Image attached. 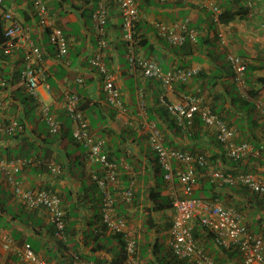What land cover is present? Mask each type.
<instances>
[{"label":"crops","instance_id":"obj_1","mask_svg":"<svg viewBox=\"0 0 264 264\" xmlns=\"http://www.w3.org/2000/svg\"><path fill=\"white\" fill-rule=\"evenodd\" d=\"M99 1L45 0L55 16V25L68 37L65 56L57 54L48 29L39 26L33 0L3 2V8L10 10L28 30L46 68V78L40 87L41 102H38L26 91L21 94L20 90L14 91L18 85L12 82L13 75H19L25 66L23 48L0 58L8 85L6 88L0 83V99L5 103V108L0 110V123L8 125L14 118L23 121L25 134L35 141L45 160L43 164L37 161L23 166L14 177L23 189L48 187L59 193L71 239L59 241L48 213L26 207L7 185L5 173L0 172V264H23L19 248L25 241L49 264H68L74 254L88 261L102 257L103 264H120L116 261L122 249L120 237L107 229H98L102 200L92 174L101 170V164L89 161L85 146L72 138L73 121L64 109L67 93L72 92L80 94L94 135L103 140L104 150L118 164V178L110 187L117 195V212L128 220L136 234L142 262L197 264L176 258L170 248L175 211L173 207L159 206L181 192L182 184L178 178L174 184L165 180L164 170L149 145L151 128L161 132L168 147L206 153L209 165L206 170H198L193 194L238 208L250 231L264 237V196H258L244 185L224 184L213 177L216 170H230L235 163L216 139L215 130L202 124L194 132L190 127L193 124L184 127L172 123L173 116L159 103L162 93L159 81L140 75L132 67L127 58L123 15L117 0L106 2L108 16L102 36L106 46L102 61L121 90L124 108L108 103L104 77L91 62L100 49L92 16ZM137 4L140 12L135 33L138 55L155 61L164 71L179 67L197 69L189 81L174 85L168 93L169 99L177 101L183 92L201 90L207 103L221 110V115L235 129L237 142H250L256 150L263 149L261 154H251L239 168L250 170L264 180V83L255 80L257 76H264V0H137ZM213 4L221 6L223 11L230 7L241 12L227 22L222 21L219 27L212 20ZM185 22L189 29L196 30V41L188 38L183 45L175 46L158 32V23ZM218 29L225 32L228 45L218 39ZM3 39L0 30V40ZM228 51L247 59L248 81L234 79L226 58ZM42 105L48 106L49 113L60 123L56 135L48 133ZM19 142L14 136L0 133V157L15 153ZM173 163L175 167L180 165L176 160ZM128 190L133 192L130 198L124 196ZM191 224L197 244L205 254L220 264L242 263L239 249L215 244L212 234L198 219ZM4 234L13 238L11 249L4 248ZM122 264L131 263L125 260Z\"/></svg>","mask_w":264,"mask_h":264},{"label":"built area","instance_id":"obj_2","mask_svg":"<svg viewBox=\"0 0 264 264\" xmlns=\"http://www.w3.org/2000/svg\"><path fill=\"white\" fill-rule=\"evenodd\" d=\"M106 1L100 0L93 12L96 28L99 34L104 32L107 22ZM165 2L169 0H159ZM180 1V0H173ZM123 15L124 38L129 49L128 59L132 67L142 76L153 78L160 82L163 90L159 97V103L164 106L181 126H189L199 115L205 125L216 128V136L227 151V155L233 160L246 159L254 153V148L247 142H236L235 130L218 114L214 113L204 98L191 92H183L177 101H172L168 93L174 89L175 83L187 82L197 69L194 67H181L164 71L155 61L140 57L134 51L135 26L140 19L137 0H117ZM38 12V24L42 28L50 30V41L55 46L59 56L68 53L69 42L64 30L55 25V16L51 13L44 0H34ZM213 9L212 20L219 27L222 25L221 15L223 9L217 4L211 5ZM0 19L4 21L5 41L0 44V49L5 54H13L17 49L23 48L25 66L21 70L20 80L26 91L38 102H41L40 87L46 78V68L40 49L35 45L28 35V30L14 16V14L3 8V0H0ZM158 32L165 37L169 43L175 46L183 45L188 38L193 41L197 39L196 30L189 29L187 23H158ZM217 36L220 42L228 45V39L222 29H218ZM100 49L91 59L93 65L102 73L105 85L104 90L109 104L123 109L121 90L115 85L113 76L103 63V48L106 41L101 38ZM235 73L237 82H245V74L248 61L232 51L226 56ZM78 81H83L78 78ZM0 83L5 85L0 68ZM80 96L78 93H67L64 103L65 111L73 120V138L80 141L86 148V157L89 161L101 164V174L96 172L93 178L101 187L102 196V219L112 233L122 234L125 241V253L127 262L131 264H146L139 257V243L134 230L128 225V220L118 214L116 210L117 195L113 193L108 182L117 180L119 174L118 164L111 160L103 148V140L94 137L89 128L88 121L79 110ZM5 108V103L0 99V110ZM42 112L47 121L49 131L57 133L60 123L49 113V107L42 105ZM17 119L10 124L0 123V131L13 133L17 128L22 129ZM149 144L156 152L159 163L164 170V178L174 184L176 178L182 184L181 192L173 197L172 206L175 214L170 228V248L173 255L178 259L195 261L197 264H220L205 254L198 246L191 222L199 219L201 225L209 230L215 244L231 249L238 247L243 254L241 264H264V238L252 233L245 223L241 211L232 206H226L220 201L209 198L197 197L193 194L197 183L199 166L207 163L203 154L184 152L176 148H168L164 145L161 132L155 128L149 131ZM258 153V151H257ZM259 154V153H258ZM173 160H177L181 167L175 168ZM24 162L21 160H8L0 158V172L5 173L7 184L13 193L30 209H44L53 224L57 237H62L65 227L64 211L61 207V199L56 193L43 188L23 189L15 179L17 172ZM213 177L224 184H241L250 188L253 192L264 195V180L253 173L246 172H214ZM132 190L124 193L130 198ZM4 248L11 249L14 241L12 236H2ZM19 255L24 264H49L48 261L38 255L30 242H25L19 248ZM78 264H96L84 261Z\"/></svg>","mask_w":264,"mask_h":264},{"label":"trees","instance_id":"obj_3","mask_svg":"<svg viewBox=\"0 0 264 264\" xmlns=\"http://www.w3.org/2000/svg\"><path fill=\"white\" fill-rule=\"evenodd\" d=\"M34 1V0H33ZM45 1V0H44ZM108 1V0H107ZM106 1V2H107ZM4 2V1H3ZM47 4V3H46ZM99 4V3H98ZM49 8V7H48ZM120 8V7H119ZM49 10H50V8H49ZM51 11V10H50ZM121 11V10H120ZM94 12V11H93ZM241 12V10H239V9H233V8H230V7H226V8H224V11H223V13H222V15H221V19H222V21L223 22H227V21H229V20H231L232 18H234L235 17V15H237V14H239ZM92 16H93V13H92ZM108 16V15H107ZM107 23V22H106ZM106 25V24H105ZM136 27H137V25L135 26V33H136ZM104 29H105V26H104ZM0 30L3 32V34L5 35V32H4V21L2 20V19H0ZM48 31H49V35H50V30L48 29ZM126 32V31H125ZM125 35V34H124ZM103 36V33L102 34H99V37H100V39L101 38H103L102 37ZM99 39V40H100ZM104 39V38H103ZM126 40V39H125ZM5 41V36H4V39L3 40H0V44H2L3 42ZM126 44H128L127 43V41H126ZM127 48H128V46H127ZM230 50V49H229ZM134 51L136 52V54L138 55V53H137V51H136V39H135V43H134ZM128 52H129V49H128V51H127V58H128ZM228 52H230V51H228ZM7 55H10V54H5L4 53V51L2 50V49H0V58H5ZM240 55V54H239ZM139 56V55H138ZM240 56H242V55H240ZM141 57V56H140ZM242 57H244V56H242ZM143 58H145V57H143ZM245 58V57H244ZM24 59V58H23ZM129 60V59H128ZM228 61V60H227ZM130 62V61H129ZM230 64V63H229ZM0 68H1V66H0ZM179 68H181V67H179ZM232 68V67H231ZM1 70H2V77L4 78V80H5V87L7 86L8 87V85H7V80L5 79V74H4V70L1 68ZM233 73H234V70H233ZM248 73H249V67H248V64H247V68H246V74H245V80L246 81H248ZM20 74H21V72H19V75H17L16 73L13 75L14 76V79L12 80V82L13 83H16L18 86H17V88L14 90V91H17V90H20L19 91V94H21V93H24L25 91H26V88H25V86L22 84V82H21V80H19L20 79ZM193 77V76H192ZM191 77V78H192ZM190 78V79H191ZM189 79V80H190ZM234 79H235V73H234ZM188 80V81H189ZM236 80V79H235ZM255 80L256 81H261V82H263L264 83V76H257L256 78H255ZM160 83V82H159ZM180 83V82H179ZM184 83H186V82H184ZM175 84H177V83H175ZM161 85V84H160ZM12 86V85H11ZM10 86V87H11ZM6 87V88H7ZM12 88V87H11ZM161 88H162V86H161ZM162 90H163V88H162ZM253 91V90H252ZM27 92V91H26ZM28 93V92H27ZM75 93H78V92H75ZM191 93H194V94H198V95H200V96H202L203 98H204V100H205V102L207 103V101H206V98L203 96V94H201V90L200 91H196V92H191ZM252 93H257L258 94V91H253ZM29 94V93H28ZM79 94V93H78ZM256 94V95H257ZM29 96H30V94H29ZM79 96H80V94H79ZM32 97V96H31ZM33 98V97H32ZM109 103V102H108ZM208 104V103H207ZM111 105V104H110ZM209 105V104H208ZM112 106V105H111ZM210 106V105H209ZM114 107V106H113ZM211 107V106H210ZM165 108V107H164ZM166 109V108H165ZM211 109H212V111L214 112V113H216V114H218L219 116H221L225 121H226V119L221 115V110L219 111V110H217L216 109V107H211ZM79 110L82 112V114L85 116V118H86V120L88 121V125H89V128H90V130L92 131V128H91V123H90V119H89V117H88V115L86 114V112L84 111V104H82V102H81V96H80V102H79ZM166 111L168 112V110L166 109ZM67 113V112H66ZM169 113V112H168ZM42 114H44V113H42ZM68 114V113H67ZM68 116H69V118L72 120V118L70 117V115L68 114ZM168 116V118H170V115L168 114L167 115ZM14 119H17V118H14ZM171 120H172V123H177V121L175 120V118L174 117H172V118H170ZM18 120V122L20 123V125H22L23 127H22V129H20V128H17L16 130H15V132H13L12 134H8L7 133V131H0V133H2V134H7V135H11V136H14V138H18V139H20V142H19V144H17L18 145V149L15 151V153H10V152H8V155H6V156H2V157H0V158H6V159H8V160H21V161H23L24 163L22 164V166H21V168L23 167V166H25V165H27V164H30V163H34V162H37L38 161V163L39 162H41V164H43L44 163V159H43V156H41V154H40V151L38 150V148L35 146V141L34 140H32L28 135H26L25 134V132H26V124L23 122V121H20L19 119H17ZM73 121V120H72ZM227 122V121H226ZM228 123V122H227ZM192 126H190L191 127V129L192 130H194V132H196L197 131V129L203 124L204 126H206V127H209V126H207V125H205L204 124V122L202 121V119H201V117L199 116V115H196L195 116V118H194V121L192 122ZM74 125V124H73ZM228 125L229 126H231L229 123H228ZM60 126V125H59ZM209 128H212V129H214L215 130V136H216V128H214V127H209ZM58 130H59V128H58ZM48 133H49V135H56L57 133H58V131H57V133H55V134H53V133H51L50 131H49V128H48ZM92 133H93V131H92ZM93 135H94V133H93ZM94 137H96L95 135H94ZM72 138H73V130H72ZM97 138V137H96ZM97 139H99V138H97ZM216 139L219 141V143L223 146V144L221 143V141L217 138V136H216ZM73 140L74 141H76V142H78V143H81L80 141H77V140H75L74 138H73ZM162 140H163V138H162ZM164 142V141H163ZM82 144V143H81ZM167 146V145H166ZM168 147V146H167ZM224 147V146H223ZM168 148H174V147H168ZM176 149H180V150H182V151H184V152H191V153H196V154H203L205 157H206V160H207V163L204 165V166H199V168H198V170H200V169H204V170H206L205 168L209 165V161H210V158H209V156L206 154V153H204V152H202V151H193V150H191V151H188V150H185V149H183V148H179V147H177ZM260 149H261V151H260V153L259 154H261L262 153V151H263V149L260 147ZM153 150V149H152ZM224 150H225V153H226V155H227V151H226V149H225V147H224ZM154 151V150H153ZM155 152V151H154ZM156 153V152H155ZM108 154V153H107ZM86 155V154H85ZM157 155V154H156ZM109 156V155H108ZM228 156V155H227ZM109 158L111 159V160H113L110 156H109ZM228 158L229 159H231L232 161H235V163L233 164V168L232 169H230V170H227V171H222V170H216L217 172H223V173H227V172H233V173H239V172H246V173H252L250 170H240V168H239V166H241V163L244 161V159L243 160H233V158H231V157H229L228 156ZM247 159V158H246ZM113 161H115V160H113ZM116 162V161H115ZM157 162H159V160H158V156H157ZM117 163V162H116ZM215 171V172H216ZM97 172H99V174H101V170L100 171H97ZM94 173H96V172H94ZM93 173V174H94ZM15 174V173H14ZM93 174H92V178H93ZM119 175V174H118ZM196 175H197V178H198V171L196 172ZM116 180H113V181H110V182H108V187H109V189L113 192V190L111 189V187H110V183L111 182H115ZM93 182L95 183V185L99 188V194H100V196H101V200H102V196H103V192H102V189H101V187L97 184V182H96V180L93 178ZM8 185V184H7ZM234 185V184H233ZM9 186V185H8ZM10 187V186H9ZM11 188V187H10ZM42 188V187H41ZM43 189H46V190H48V191H50V192H53V193H56L57 195H59V193H57L55 190H53V189H50V188H48V187H46V188H43ZM12 190V189H11ZM13 192V191H12ZM114 193V192H113ZM255 194H257L258 196H264V195H261V194H258V193H255ZM59 197H60V199H61V196L59 195ZM209 199H212V198H209ZM212 200H216L215 198H213ZM172 202H173V199L172 200H170V201H167V202H165V203H162L159 207H163V206H168V207H172ZM116 203H117V201H116ZM115 206H116V204H115ZM61 207H62V209H63V211H64V218H65V227H64V229H63V235H62V237H58L59 238V241H64V240H62V239H64L65 238V240L66 241H68V239H71V236H70V231H69V229H68V225H67V220H66V211H65V207H64V205L62 204V199H61ZM236 209H238V208H236ZM116 210H117V208H116ZM239 210V209H238ZM119 214V213H118ZM101 225H100V227L98 226V229L99 230H101L100 228H102V229H107L108 230V227H107V225L103 222V219H102V208H101ZM257 223V222H256ZM52 224V223H51ZM52 226H53V224H52ZM203 227V226H202ZM258 227H259V224H258ZM53 228H54V226H53ZM204 228V227H203ZM205 229V228H204ZM207 230V229H206ZM209 232V231H208ZM253 232V231H252ZM194 233H195V235H196V232L194 231ZM211 233V232H210ZM253 233H255V232H253ZM54 234H55V236H56V233H55V229H54ZM114 234H118V236L120 237V241H121V245H122V249H121V251H120V253L118 254V257H117V259H116V261L117 262H119L120 264H122V263H124L125 262V260H126V258H127V255H126V253H125V241H124V238H123V236H122V234H120V233H114ZM264 238V237H263ZM26 242V241H25ZM24 242V243H25ZM66 245V244H65ZM33 246V245H32ZM34 248V247H33ZM34 250H35V248H34ZM36 251V250H35ZM37 253H38V255H40L39 254V252L38 251H36ZM74 256V258L73 259H71L70 260V262L68 263V264H78L79 262H84V261H88V260H86V259H84L83 257H81V255L80 254H74L73 255ZM42 257V256H41ZM46 259V258H45ZM89 262H94V263H96V264H103V260H102V257H98V258H96V260H93V259H89ZM13 264V263H12ZM24 264V263H23Z\"/></svg>","mask_w":264,"mask_h":264},{"label":"clouds","instance_id":"obj_4","mask_svg":"<svg viewBox=\"0 0 264 264\" xmlns=\"http://www.w3.org/2000/svg\"><path fill=\"white\" fill-rule=\"evenodd\" d=\"M4 1V0H3ZM67 36V35H66ZM169 112V111H168ZM170 113V112H169ZM171 114V113H170ZM172 115V114H171ZM232 127V126H231ZM235 130V129H234ZM162 135V134H161ZM148 140H149V136H148ZM235 140H236V132H235ZM237 142V141H236ZM242 142H246V141H242ZM247 143H249L253 148H254V150H255V152H257L258 151V153H260V151H261V149L260 148H258L257 150H256V148L250 143V142H247ZM150 145V144H149ZM165 145V144H164ZM166 146V145H165ZM180 150V149H179ZM254 152V153H255ZM254 153H252V154H254ZM251 155V154H250ZM249 155V156H250ZM248 156V157H249ZM247 157V158H248ZM245 160V159H244ZM177 161V160H176ZM178 162V161H177ZM179 163V162H178ZM160 164V163H159ZM180 164V163H179ZM173 165H174V163H173ZM175 167V166H174ZM181 167V165H179V167H175V168H180ZM166 180V179H165ZM167 181V180H166ZM168 182V181H167ZM218 201V200H217ZM173 207V206H172ZM199 220V219H198ZM199 222H200V220H199ZM246 223V222H245ZM201 224V223H200ZM248 226V225H247ZM249 228V227H248ZM250 230V229H249ZM193 231H194V229H193ZM207 231H209V230H207ZM210 232V231H209ZM252 232V231H251ZM253 233V232H252ZM212 234V233H211ZM256 234V233H255ZM195 235V234H194ZM213 236V235H212ZM261 236V235H260ZM196 238V237H195ZM197 241V240H196ZM27 242V241H26ZM234 248H237V249H239L238 247H234ZM231 249H233V248H231ZM239 251L241 252V250L239 249ZM243 255V254H242ZM243 261V260H242Z\"/></svg>","mask_w":264,"mask_h":264},{"label":"rangeland","instance_id":"obj_5","mask_svg":"<svg viewBox=\"0 0 264 264\" xmlns=\"http://www.w3.org/2000/svg\"><path fill=\"white\" fill-rule=\"evenodd\" d=\"M44 124H45V123H44ZM47 128H49L48 125H47Z\"/></svg>","mask_w":264,"mask_h":264}]
</instances>
